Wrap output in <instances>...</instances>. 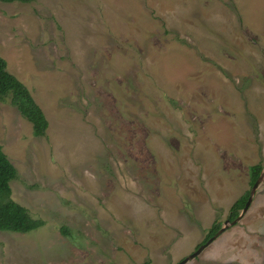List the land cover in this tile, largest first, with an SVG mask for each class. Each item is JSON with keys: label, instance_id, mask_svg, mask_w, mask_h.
<instances>
[{"label": "rangeland", "instance_id": "374dc122", "mask_svg": "<svg viewBox=\"0 0 264 264\" xmlns=\"http://www.w3.org/2000/svg\"><path fill=\"white\" fill-rule=\"evenodd\" d=\"M0 55L49 120L0 101L12 197L45 220L0 230V264H177L264 166V0H0ZM185 264H264V178Z\"/></svg>", "mask_w": 264, "mask_h": 264}, {"label": "trees", "instance_id": "16d2710c", "mask_svg": "<svg viewBox=\"0 0 264 264\" xmlns=\"http://www.w3.org/2000/svg\"><path fill=\"white\" fill-rule=\"evenodd\" d=\"M17 1L30 2L32 0ZM7 97H10L11 104L31 122L35 136H44L47 133L49 120L44 110L36 101L28 86L8 69L7 60L0 55V101ZM262 169V163H256L249 167L250 184L252 186L259 178ZM16 174L17 168L0 147V230L29 233L42 227L45 224V220L34 218L26 206L12 197L11 181ZM250 190L243 193L231 205L228 215L229 219L233 220L240 214L249 198ZM221 227L222 223L215 221L210 227L204 242L217 233ZM62 231L66 235L69 234L66 227H62ZM141 264H151V261L146 260Z\"/></svg>", "mask_w": 264, "mask_h": 264}, {"label": "water", "instance_id": "95a60500", "mask_svg": "<svg viewBox=\"0 0 264 264\" xmlns=\"http://www.w3.org/2000/svg\"><path fill=\"white\" fill-rule=\"evenodd\" d=\"M264 178V166L263 169L261 171V174L259 176V178L256 180V182L253 184L251 190H250V195L249 198L244 206V208L242 209V211L240 212V214L233 220L227 218L225 220L224 226H222L217 233H215L212 237H210L206 242L202 243L193 253H191L190 255H188L187 257H185L183 260H181L179 263L177 264H185L187 263L189 260L195 258L196 256H198L218 235H220L229 225H233L236 224L237 222H239L243 216L246 214V212L248 211L255 193L260 185V183L262 182Z\"/></svg>", "mask_w": 264, "mask_h": 264}]
</instances>
